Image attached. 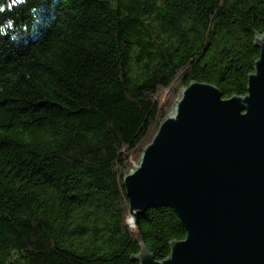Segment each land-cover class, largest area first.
Segmentation results:
<instances>
[{
	"label": "trees",
	"instance_id": "1",
	"mask_svg": "<svg viewBox=\"0 0 264 264\" xmlns=\"http://www.w3.org/2000/svg\"><path fill=\"white\" fill-rule=\"evenodd\" d=\"M0 264H139L185 237L123 177L192 81L243 96L264 0H0ZM131 217L133 226L128 224Z\"/></svg>",
	"mask_w": 264,
	"mask_h": 264
},
{
	"label": "water",
	"instance_id": "2",
	"mask_svg": "<svg viewBox=\"0 0 264 264\" xmlns=\"http://www.w3.org/2000/svg\"><path fill=\"white\" fill-rule=\"evenodd\" d=\"M254 45L247 92L225 98L198 81L181 88L123 177L132 218L167 207L185 229L160 261L141 244L139 264H264V34Z\"/></svg>",
	"mask_w": 264,
	"mask_h": 264
},
{
	"label": "rangeland",
	"instance_id": "3",
	"mask_svg": "<svg viewBox=\"0 0 264 264\" xmlns=\"http://www.w3.org/2000/svg\"><path fill=\"white\" fill-rule=\"evenodd\" d=\"M134 165H135V164H134ZM130 219H131V217L128 218V223H129L130 226H132L133 224H132V222H130Z\"/></svg>",
	"mask_w": 264,
	"mask_h": 264
},
{
	"label": "snow or ice",
	"instance_id": "4",
	"mask_svg": "<svg viewBox=\"0 0 264 264\" xmlns=\"http://www.w3.org/2000/svg\"><path fill=\"white\" fill-rule=\"evenodd\" d=\"M12 2H13V4H15L16 3V0H12ZM0 11H4V9L3 8H0Z\"/></svg>",
	"mask_w": 264,
	"mask_h": 264
},
{
	"label": "bare ground",
	"instance_id": "5",
	"mask_svg": "<svg viewBox=\"0 0 264 264\" xmlns=\"http://www.w3.org/2000/svg\"><path fill=\"white\" fill-rule=\"evenodd\" d=\"M130 222H131V219H130ZM133 222V221H132Z\"/></svg>",
	"mask_w": 264,
	"mask_h": 264
},
{
	"label": "built area",
	"instance_id": "6",
	"mask_svg": "<svg viewBox=\"0 0 264 264\" xmlns=\"http://www.w3.org/2000/svg\"><path fill=\"white\" fill-rule=\"evenodd\" d=\"M132 222V221H131ZM133 226V225H132Z\"/></svg>",
	"mask_w": 264,
	"mask_h": 264
}]
</instances>
